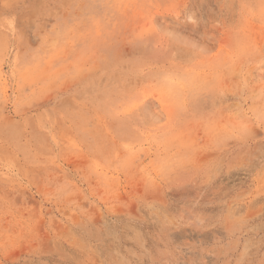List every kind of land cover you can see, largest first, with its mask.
<instances>
[{"label":"rangeland","instance_id":"374dc122","mask_svg":"<svg viewBox=\"0 0 264 264\" xmlns=\"http://www.w3.org/2000/svg\"><path fill=\"white\" fill-rule=\"evenodd\" d=\"M0 264H264V0H0Z\"/></svg>","mask_w":264,"mask_h":264}]
</instances>
